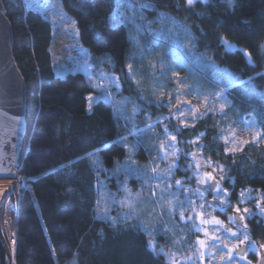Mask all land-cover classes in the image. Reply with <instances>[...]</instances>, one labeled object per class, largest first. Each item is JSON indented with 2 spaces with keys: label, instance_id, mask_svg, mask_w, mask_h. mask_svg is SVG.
<instances>
[{
  "label": "trees",
  "instance_id": "16d2710c",
  "mask_svg": "<svg viewBox=\"0 0 264 264\" xmlns=\"http://www.w3.org/2000/svg\"><path fill=\"white\" fill-rule=\"evenodd\" d=\"M3 1L14 31V56L27 84V132L18 166L25 187L11 210L14 264H170L165 253H173L178 237L186 236L190 244L194 240L191 222L175 233L167 228L150 235L135 217L120 220L116 213L114 218L99 215L97 202L103 190L114 191L126 179L118 167L129 156L124 139L131 142L133 136L111 101L99 100L89 110L87 98L97 92L95 70L90 75H57L52 22L24 0ZM61 1L78 25L94 69L117 74L123 85L120 95L134 93L135 81L128 72L133 41L121 22L125 9H118L116 0ZM142 1L146 21L157 23L152 15L160 11L173 16L190 31L198 54L210 57L237 81H245L233 86L224 114L210 112L191 126H171L181 148L188 153L202 146L206 161L218 176H225L223 185L232 204L244 191H264V143L226 152L222 139L227 128L249 113L255 115L264 136V0H231V4L207 0L192 5L187 0ZM152 40L148 37L144 42ZM225 40L233 50L226 49ZM207 74L211 85H229L225 71ZM156 105L154 101L146 106L157 113ZM142 145L134 153L140 162L145 160ZM178 174L183 176L185 171L178 168ZM126 180L133 189L140 181L135 176ZM247 226L251 238L264 245V218L256 215ZM150 240L155 251L149 247ZM8 257L0 236V264H8Z\"/></svg>",
  "mask_w": 264,
  "mask_h": 264
},
{
  "label": "rangeland",
  "instance_id": "374dc122",
  "mask_svg": "<svg viewBox=\"0 0 264 264\" xmlns=\"http://www.w3.org/2000/svg\"><path fill=\"white\" fill-rule=\"evenodd\" d=\"M24 1L27 6L42 11L53 24L54 40L51 50L57 75L65 77L69 73L76 72L90 75L95 70V84H100L102 87H96L97 92L89 96L95 101L92 103V107L99 100L111 101L117 113L127 123L130 136H133L131 142H126L124 139V143L129 148V156L118 167V172H123V178L135 176L140 181L136 189H133L134 186L126 179L119 181V188L114 191L106 187L99 199V215L111 218L114 216L113 213H116L120 220L135 217L150 235L157 233V229L164 231L167 228L175 233L179 227L185 229L187 225L184 224L188 222H191L192 228L193 223L199 225L202 231H195L196 236L192 242L190 241L191 244L187 242L186 236L178 237L173 244L175 260L180 264H262L263 259H258L256 256L259 253H264V246L251 238L247 220L256 215L264 218L260 211L261 208H264V191H244L239 202L232 204L230 192L223 185L225 176H218V171L206 161L202 154V146L200 145L188 153L184 152L177 135L171 129L172 125L191 126L198 118L210 112L224 114L230 107L229 93L233 86L242 85L245 81H237L227 73V69L219 67L210 57L203 53L198 54L190 31L173 16L160 11L158 15H152L157 23H154L153 20L146 21L142 14V8L146 4L142 0H116L118 9L128 10L127 12L121 11V14H124L121 22L128 26L129 35L133 41L128 72L135 81L134 93L120 95L123 94L120 77L100 67L94 69L95 66L91 60L92 54L82 44L78 25L66 13L61 0ZM197 1L203 0H195V2ZM160 33L163 35L156 39L155 37ZM148 37L154 40L144 42ZM129 65H131V72ZM217 71L219 73L225 71V78L229 81L228 86H221L220 82H214L216 85H211L212 83L208 82L209 74L207 73L217 74ZM197 73L206 79L201 78ZM154 101L160 109L157 113H154L151 107L146 106L153 104ZM163 101L164 106H159ZM173 113L176 114L175 117ZM165 128L171 135L165 136ZM257 133L260 134L259 137ZM173 136L175 141H172ZM225 138H227V143ZM222 139L229 152L241 151L247 144L264 143V136L252 113L237 119L235 125H231L225 130ZM140 143L143 144L145 150V160L142 162L134 156L135 148L140 146ZM172 143H175V149L168 147ZM162 144L165 145V150L169 153L176 151V155L170 154L167 159H160ZM184 155L185 160L182 164L180 161ZM193 155L195 160H193ZM170 164L173 165L172 173L164 175L162 170ZM197 164L200 165L199 177L195 175ZM153 167H157V173L152 172ZM178 168L183 169L185 175L180 176ZM158 173L163 176L162 179L158 178ZM204 173H211L215 178L213 182H219L221 189L219 197L215 191L213 195H209V191L205 192L208 184L199 183ZM188 179L194 180L195 184L188 182ZM176 180L182 181L183 187L177 185ZM24 187L25 182L19 179L6 190L1 199L0 236L9 252L8 264H14L13 242L9 243L14 236L11 210L16 207V198ZM125 187L130 190V195L125 192ZM197 189L199 192H204L203 198L200 197ZM188 200L194 202L195 211L188 208L184 213L185 220L181 221L179 213L170 210L168 202L172 201L173 204H178L180 202L187 203ZM129 201L132 207L128 206ZM212 201H216L218 204H212ZM222 201L226 203H221ZM202 203L204 207L200 208L199 205ZM6 207L7 210H4ZM114 208L115 211H113ZM221 208L224 210L222 211ZM236 208L240 209V213H236ZM245 208L248 209V213H244ZM198 213L203 214L202 219L204 220L221 221L223 226L201 224ZM190 215L192 216L191 221L187 219ZM234 215H244L245 219L240 224L230 223L229 217ZM245 225L246 227H244ZM226 229L238 232V236L231 237ZM204 231H207L209 236L221 237L227 242V247L218 241L209 240L207 248L201 249L205 253L201 259L196 241L206 239ZM245 232L248 240L241 246L254 245L252 250L254 256L237 255L238 249H236L233 251L231 259L221 260L222 255L228 256L229 247L239 244V241L244 238ZM209 252L212 253L211 256L207 254ZM186 257L190 258L185 260Z\"/></svg>",
  "mask_w": 264,
  "mask_h": 264
},
{
  "label": "water",
  "instance_id": "95a60500",
  "mask_svg": "<svg viewBox=\"0 0 264 264\" xmlns=\"http://www.w3.org/2000/svg\"><path fill=\"white\" fill-rule=\"evenodd\" d=\"M14 45L12 23L7 16L4 1L0 0V179L18 176L27 132V84L16 62ZM213 193L209 191L210 195ZM211 203L218 204L216 201Z\"/></svg>",
  "mask_w": 264,
  "mask_h": 264
},
{
  "label": "snow or ice",
  "instance_id": "6c2138e0",
  "mask_svg": "<svg viewBox=\"0 0 264 264\" xmlns=\"http://www.w3.org/2000/svg\"><path fill=\"white\" fill-rule=\"evenodd\" d=\"M194 2H195V0H187V4H188V5H192ZM203 2H207V0H203ZM229 3L231 4V0H229ZM223 42H224V44H225L227 50H233V46L230 45V44H228V42H227L226 40L223 41ZM129 71L131 72V65H129ZM249 79H251V78H249ZM113 82H115V81H113ZM93 86H94V87H97V88L102 87V85H100V84H95V85H93ZM117 86H118V85H117ZM221 94H222V93H221ZM87 99L89 100V110H91L92 103H94L95 101L93 100L92 97H88ZM190 110H191V111H194V110H192V109H190ZM134 111H135V109H134ZM181 114H182V113H181ZM175 115H176V114L173 113V116H174V117H175ZM181 123H183V121H181ZM249 123H254V122H249ZM164 132H165V136H169V135H171V134L168 132L167 128H165ZM257 136L259 137L260 134L257 133ZM172 141H175V137H174V136L172 137ZM225 141H226V143H227V138H225ZM168 147H170V148H172V149H175L176 146H175V143H172V144L168 145ZM160 150H161V156H160V159H162V160H163V159H167L168 156H169L170 154H171L172 156H175V155H176V151H172L171 153H169L167 150H165V145H163V144L160 146ZM228 150H229V149H225L226 152H227ZM97 151H98V150H97ZM232 151H235V149H232ZM88 155L91 156L92 154H88ZM193 160H195V156H194V155H193ZM199 167H200V165L197 164V165H196L197 172L195 173V175H196L197 177L200 176V173H199V171H198ZM151 170H152V172L157 173V167H153ZM172 171H173V165L170 164L166 169H163V170H162V173H163L164 175H170V174L172 173ZM221 171H222V169H221ZM158 178L162 179L163 176L160 175V174L158 173ZM221 178H223V177H221ZM214 180H215V178L212 176L211 173H204V176H203V178H201V179L199 180V183H201V184H208V187L205 189V192L210 191V190H211V191H215L217 197H219L220 194H221L220 184H219V182H213ZM175 183H176L177 185H180L181 187H183V182H182V181H180V180H176ZM124 190H125V192H128L129 195H130V190H128L126 187H125ZM185 190H187V189H185ZM196 191L199 193L200 197L203 198V196H204V192H199V189H197ZM248 191H250V190H248ZM153 195H155V192H153ZM243 195H244V193L242 192V193H241V196L243 197ZM97 203L99 204L100 201H98ZM168 203H169V205H170V210H172V211H176V212L179 213V216H180L181 221L185 220L184 213H185V211L188 210V208H192L193 211H195L194 202H193L192 200H188L187 203L180 202V203H178V204H173L172 201H169ZM221 203H226V202H225V201H222ZM128 206H129V207H132V204H131L130 201L128 202ZM209 206L212 207V205H209ZM199 207H200V208H203V207H204V204H203V203L200 204ZM257 207H259V205H257ZM221 210L223 211L224 209L221 208ZM235 211H236V213H240V209H239V208H236ZM243 211H244V213H248V209H247V208H245ZM260 211H261V214L264 215V208H261ZM197 215L200 217V223H201V224H217V225H220L221 227L223 226V225H222V222L219 221V220H215V219H214V220L208 221V220H204V219H202V215H203V214L198 213ZM187 219H188L189 221H191V220H192V216H191V215L188 216ZM244 219H245L244 215H238V216L234 215V216H232V217H229V221H230V223H236V224H239V221H242V220H244ZM244 227H246V225H245ZM193 228H194V230H195L196 232H200V231H202L201 227H200L199 225H196L195 223H193ZM217 230H218V229H217ZM226 231H227L228 233H230V236H231V237H237V236H238V232H232L231 229H226ZM243 235H244V238H243L242 240L239 241V244H234L232 247H229V248H228V256L225 257V256L222 255V256L220 257L221 260H224V259H231L232 253H233V251L236 250V249H239V251L237 252V255H240V253L245 252V251L253 250V248L255 247L254 245H249V247H248L247 249H244V248H241V247H240L241 245L245 244V242L248 240L247 233L245 232ZM204 236L206 237V239H203V240L198 239V240L196 241V244L199 246V247L197 248V251L200 252L201 259H203V256H204V254H205L203 251H201V249H206V248H207V242H208L209 240H215V241H218V242H220V243H223V244L225 245V247H227V242L224 241V240H222L221 237H219V236H216V235L209 236V233H208L207 231H204ZM149 247H151L154 251L156 250V245H155V243H154L153 241H151V240L149 241ZM207 254H208L209 256L212 255V253H210V252L207 253ZM165 255L169 257L170 264H180L179 261H176V260H175V254H174V253H165ZM189 258H190V257H186V258H184V259L187 260V259H189Z\"/></svg>",
  "mask_w": 264,
  "mask_h": 264
},
{
  "label": "bare ground",
  "instance_id": "6f19581e",
  "mask_svg": "<svg viewBox=\"0 0 264 264\" xmlns=\"http://www.w3.org/2000/svg\"><path fill=\"white\" fill-rule=\"evenodd\" d=\"M19 180V176L14 177V178H4V179H0V203H1V199L3 194L6 192V190L13 185L14 183H16ZM7 210V207L4 209Z\"/></svg>",
  "mask_w": 264,
  "mask_h": 264
},
{
  "label": "flooded vegetation",
  "instance_id": "af4514ba",
  "mask_svg": "<svg viewBox=\"0 0 264 264\" xmlns=\"http://www.w3.org/2000/svg\"><path fill=\"white\" fill-rule=\"evenodd\" d=\"M247 246V245H246ZM264 246V245H263ZM241 247H245V246H241ZM247 247H249V246H247ZM242 256H244V257H252V256H254L253 255V252H252V250H250V251H248L246 254H243ZM256 257H258V259H263L264 260V253H259ZM262 263H263V261H262Z\"/></svg>",
  "mask_w": 264,
  "mask_h": 264
},
{
  "label": "built area",
  "instance_id": "2783aa9c",
  "mask_svg": "<svg viewBox=\"0 0 264 264\" xmlns=\"http://www.w3.org/2000/svg\"><path fill=\"white\" fill-rule=\"evenodd\" d=\"M11 239H12L11 241H12V242H14V240H15V239H14V236H12V238H11Z\"/></svg>",
  "mask_w": 264,
  "mask_h": 264
}]
</instances>
